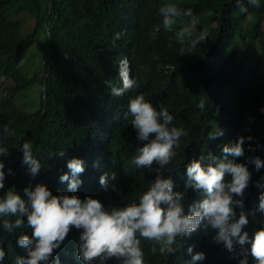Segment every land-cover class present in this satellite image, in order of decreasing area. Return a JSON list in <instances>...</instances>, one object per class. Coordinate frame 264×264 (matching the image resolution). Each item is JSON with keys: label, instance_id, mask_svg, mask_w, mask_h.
Here are the masks:
<instances>
[{"label": "trees", "instance_id": "trees-1", "mask_svg": "<svg viewBox=\"0 0 264 264\" xmlns=\"http://www.w3.org/2000/svg\"><path fill=\"white\" fill-rule=\"evenodd\" d=\"M169 3L193 10L200 21L194 35L200 30L209 32L207 43L198 45L194 53L179 55L181 44L175 35L190 18L178 19L172 31L163 29L159 8ZM240 3L248 7V13L240 11L236 0H0V126L7 124L12 132L6 142L10 155L5 158V188L0 189V197L14 188L26 198L24 189L37 184L46 185L54 195L64 194L67 182L59 177L68 171L67 161L87 156L95 145L105 148L103 161L116 174V191L101 187L98 200L105 208L138 201L147 191L156 173L134 163L140 145L131 116L117 136L103 134L102 122L111 117L121 98L110 90L111 86L121 87L115 64L127 53L135 63L131 77L138 87L125 92L126 105L143 94L158 109L167 107L173 124L187 132L174 149L173 162L162 170L165 178L173 179V191L184 193L185 212L203 199L201 192L185 188L186 167L193 159L208 151L219 156L222 145L234 143L239 136H251V141H245V157L257 155L264 160V29L260 26L264 0L259 8L248 5L247 0ZM244 20L252 23L247 29ZM157 24L161 31L153 39ZM42 27L48 61L40 78L38 106L31 109L24 95L34 77L22 73L19 65ZM201 100L205 110L198 107ZM217 126L224 129V136L209 141L208 133ZM26 141L42 165L35 177L21 164L20 149ZM249 144L256 149L254 153L248 150ZM61 150L66 153L62 158L57 156ZM248 167L253 183L245 194L248 224L242 231L251 236L264 228V212L257 210L264 189L255 186L256 181L264 184V167L259 172L254 165ZM8 168L13 174L7 173ZM3 219L0 242L7 255L0 264H16L18 257L27 255L18 246V238L30 235L31 229L8 233ZM8 219L14 222L15 217ZM214 235L215 230L201 228L190 238L178 239L180 248L172 255L161 254L158 247L153 254L154 242L142 240L145 264H239L240 246L234 241L229 251L212 240ZM74 239L69 237L54 252L60 264H83L73 255ZM189 246H193L192 254L187 252ZM200 252L205 259L193 261L192 256ZM105 264L123 261L113 258ZM249 264H255L251 257Z\"/></svg>", "mask_w": 264, "mask_h": 264}, {"label": "clouds", "instance_id": "clouds-1", "mask_svg": "<svg viewBox=\"0 0 264 264\" xmlns=\"http://www.w3.org/2000/svg\"><path fill=\"white\" fill-rule=\"evenodd\" d=\"M236 3L242 13H248V7L240 0H236ZM247 3L255 8L260 7V0H247ZM159 13L165 31H172L181 17L190 18L175 33L181 44L179 55L194 53L198 45L207 43V30H200L198 35H194L200 21L191 8L184 10L169 3L161 6ZM160 31L161 25L157 24L152 33L153 39ZM120 35L118 33L117 38ZM115 65L118 66L117 78L121 87L111 86L110 90L113 96L121 98L111 117L103 120V134L114 137L118 130L127 126L130 115L140 145L134 163L139 168L154 171L155 178L138 201L123 207L105 208L98 200L101 187L106 192L109 189L116 191L113 183L116 174L111 173V167L103 161L105 148L95 145L87 156H77L67 161L68 171L59 177L62 183L67 182V192L64 194L54 195L46 185L37 184L24 189V198L10 188L0 197L3 228L8 233L23 227L31 229L30 235L22 234L18 238V246L25 249L27 255L18 257L16 264H60L59 257L54 258V252L63 243L65 245L69 237L75 238L73 255L79 257L83 264H93L95 260L105 264L113 258L122 260L123 264H145L142 240L154 242L151 247L153 254L158 247L161 254L172 255L180 248L178 239L190 238L201 228L215 230L212 240L223 244L229 251L233 250L235 241L241 248L239 264H249V257L255 264H264V228L256 230L251 236L247 231H242L248 224L244 211L245 194L253 183L248 165H254L257 172L264 167V160L259 156L245 157V141L253 138L239 136L234 143L222 145L219 156L208 151L187 165L185 188L201 192L203 199L189 205L185 212L182 203L184 193L173 191V179L171 176L165 178L162 170L173 162L176 156L174 149L187 132L173 124L174 117L167 107L161 105L158 109L143 94L131 98L129 105H126L125 92L138 87V82L131 77L135 63L131 54L127 53L119 56ZM198 107L205 110V101L201 100ZM261 112H264V107ZM0 128V189H4L5 158L10 155L6 142L12 132L7 124ZM223 136L224 129L219 126L208 133L209 141ZM111 140L113 138L108 142ZM248 150L254 153L256 149L249 144ZM20 151L21 164L27 166L30 175L35 177L42 165L33 154L32 144L24 142ZM65 154L61 150L57 156L62 158ZM239 158H245V161L238 162ZM7 173L13 174L12 169L8 168ZM255 186L264 189V184L259 181L255 182ZM257 210L264 212V191L259 195ZM8 217H15L14 222ZM187 252L192 254L193 246H189ZM6 255L0 242V262L5 260ZM203 259V252L192 256L193 261Z\"/></svg>", "mask_w": 264, "mask_h": 264}, {"label": "rangeland", "instance_id": "rangeland-1", "mask_svg": "<svg viewBox=\"0 0 264 264\" xmlns=\"http://www.w3.org/2000/svg\"><path fill=\"white\" fill-rule=\"evenodd\" d=\"M252 23L248 20L243 21L244 29H247ZM260 26L264 29V15L260 19ZM48 61V47L46 43L44 27L39 28L34 42L27 51L26 57L19 65L20 70L27 76H33V80L27 86L26 93L24 95V101L29 104L31 109H35L38 106L39 83L43 74V67L45 62Z\"/></svg>", "mask_w": 264, "mask_h": 264}]
</instances>
